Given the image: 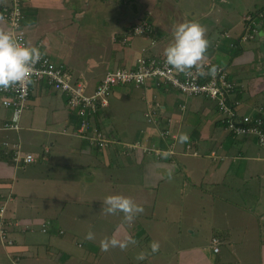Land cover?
<instances>
[{"label": "crops", "instance_id": "1", "mask_svg": "<svg viewBox=\"0 0 264 264\" xmlns=\"http://www.w3.org/2000/svg\"><path fill=\"white\" fill-rule=\"evenodd\" d=\"M252 1L24 0L23 28L28 44L33 46L42 43V51L60 63H63L62 58L66 56H76L77 49L69 53L72 51L69 44L85 47L81 59L77 60L80 67L85 69L80 70L79 76L86 79L92 89L107 70L132 66L142 48L146 53L164 55L175 26L185 21L198 20L208 29L210 47L206 61L226 69L236 85L235 97L241 102L238 114L251 115L257 109L264 108V20L257 21V32L252 40L240 43L236 48L230 44L244 33L243 18L248 13L264 8V0H259L261 3L254 7L248 5ZM6 2L0 0V5ZM130 3L133 5L129 6ZM143 12H150L149 20L154 28L150 35L126 36L129 42L125 40V43L115 39V35L121 34L132 21L139 20ZM94 21L100 22L99 31L86 33L88 26L93 28ZM3 26L6 27L5 22ZM107 26H110L109 30H106ZM224 33L229 37H224ZM148 38L155 39L156 43L150 45ZM64 45L68 48L65 49ZM93 69L92 74H89ZM30 88L29 105H34L28 110H32V117L30 123H21L19 131L1 128L3 121L10 116V109L0 105V201L10 193L8 221L20 223L27 228L23 231L15 224L14 228L9 229L13 246L4 249L0 245V264H9L10 259L17 257L15 262L18 264H108L107 254L102 255L106 252L104 245L101 246V242L95 239L103 234L105 228L110 227L112 237L120 241L131 238L147 243L164 236L165 239L168 236L171 239L186 236L189 240L185 243L190 245L186 249L192 248L196 253L181 254L179 258L190 264H247L249 259L256 261V264H264V149L257 144L253 135L238 139L229 137L213 101L185 97L164 83L155 86L152 81L143 87H121L113 91L108 106L99 109L91 120L93 125L102 129L114 141L109 144L112 145L109 149L115 151V167L111 168L97 164L101 161L95 159L93 151L102 156L100 149L92 148L74 133H68L75 129L77 117L67 108L63 94L53 91L43 82L32 83ZM150 104L158 107L159 126H167L171 132L176 133L175 141L169 143L167 140H152L158 130L153 125L144 126L143 120ZM182 105L184 109L180 108ZM38 113L39 116L44 115L42 120L35 117ZM119 122L123 124L118 126ZM59 123L63 126L61 130L57 128ZM129 124H138V132L134 136L136 138L128 134ZM53 134L65 136L56 147ZM183 134L188 136L186 142L181 141ZM38 139L42 140V145ZM119 141H140L144 146L157 149H167L173 143L174 153L157 157L153 151L144 152L138 148L124 153ZM3 142L28 144L30 148L44 146V151L36 153L46 157L52 153L49 148L51 144L54 153L45 160L38 159L32 164L15 166ZM22 144L21 149H25ZM186 144L193 147L196 156L185 153ZM45 149L48 150L47 154L44 153ZM55 150L62 156L60 161L55 160ZM189 156L193 160L184 162ZM133 162H138L142 168L132 167L133 170L129 171L134 172L132 184L136 186L133 191H129L132 197H135V191L139 193L149 190L158 197L157 201L161 197V201H168L165 197H172L171 193L176 188L180 194H184L182 200H187L202 179L204 187L213 189L210 197L221 203L223 214H220L217 226L213 224V204L211 212L202 214L201 220L207 226L194 224L189 231L182 224L171 229L173 215H161L158 228L148 230L147 222L142 219L145 216L142 217L141 213L133 221L127 222L120 212L117 218L110 214L101 218L94 215L95 209L85 213L86 209L90 210L89 207L80 210L76 206L75 203L82 201L92 202L88 199L91 188L86 185L91 180L114 181L123 187L128 186L130 177L120 172L118 167L129 166ZM80 165H84L81 171ZM73 171L77 172V176ZM206 179L210 182H205ZM73 181L77 182L76 188L71 184ZM187 182L190 186L185 184ZM45 191H48L50 197L44 195ZM217 192H225V196L220 198ZM231 195L239 196L236 197L238 201H232ZM37 197L44 202L38 201ZM50 199H62L66 203L52 212L44 204ZM70 201L74 205L68 203ZM181 206L183 208V204ZM233 206L237 208L234 212ZM91 218L100 225L96 221L92 222ZM44 221L50 224L42 231ZM93 227H99V235L93 233V239H85L89 232L92 233ZM209 229L213 233L210 238L216 237L219 240L217 252L210 245L211 239L204 236ZM82 234L83 245H80L75 239L76 235L79 239ZM223 243L226 245L225 250L221 247ZM98 244L99 247L93 246ZM95 248L97 252L93 251ZM247 249H252L254 254H249ZM251 256H256V260ZM195 257L203 262L196 263ZM117 260L119 257L110 262L116 264Z\"/></svg>", "mask_w": 264, "mask_h": 264}, {"label": "built area", "instance_id": "2", "mask_svg": "<svg viewBox=\"0 0 264 264\" xmlns=\"http://www.w3.org/2000/svg\"><path fill=\"white\" fill-rule=\"evenodd\" d=\"M24 0H7L0 5V16L5 18L6 28L10 29L14 36L21 42L27 43L26 33L23 28L25 14L23 11ZM264 16V10L257 14H249L243 18L244 33L233 40L230 44L233 48L240 43L253 37L256 32L257 18ZM153 31V25L148 19H143L141 23L136 24L127 32V36H148ZM224 37H229L227 33ZM149 39L150 45L156 43L155 39ZM126 38L121 40L125 43ZM41 43L36 47L39 48ZM44 53V52H43ZM209 75V72H213ZM42 78L48 80V83L56 90L66 94L67 105L76 110L77 126L74 135L84 140L90 147L96 149L106 148L111 140L105 132L99 127L92 124L93 115L99 110L108 106L109 96L115 87L146 86L148 81H152L155 86L162 83L173 88L187 97H200L211 100L215 103L216 109L220 114V121L225 128L233 134L253 135L257 144L264 149V108L257 109L251 115H239L238 108L240 100L235 97L236 85L229 76L226 69L212 61H205L202 71L192 69L188 74L177 71L165 62V56L154 52H142L136 57L134 64L130 67H115L105 72L100 81L92 90H88L87 81L80 76L74 79L68 68L59 62H54L47 55L42 54L39 61L34 65V72L31 76L32 81H38ZM29 84L23 86L17 85L8 90H0V105L11 110V118L2 125L4 130H19L20 119L23 109L26 107L27 96L29 95ZM184 109V105L180 106ZM147 122L157 128L158 139L165 141H175L176 133L171 132L167 126H159V120L154 116V110H150L146 115ZM123 152L141 149L144 152L153 151L157 157H162L174 153L173 143L167 149L144 146L140 141L120 142ZM8 146V143H4ZM12 151L11 160L15 166H24L37 161L39 158L45 160L46 155H39L31 151L21 149L20 143L10 145ZM189 144L185 145V149ZM48 151L45 149V152ZM196 154V152H194ZM5 203V202H4ZM3 203V204H4ZM3 205L0 207V217L2 216ZM1 224H4V220ZM48 221L42 223V231H45ZM7 228L1 229L2 236L6 233ZM4 242V241H2ZM11 244V241H7ZM214 240L213 251H218ZM15 260V259H13Z\"/></svg>", "mask_w": 264, "mask_h": 264}, {"label": "rangeland", "instance_id": "3", "mask_svg": "<svg viewBox=\"0 0 264 264\" xmlns=\"http://www.w3.org/2000/svg\"><path fill=\"white\" fill-rule=\"evenodd\" d=\"M253 1H254V3H253ZM253 1L250 2L248 5L254 7L255 4L259 5L261 3V2H259V0H253ZM125 5H127V4H125ZM132 5H133L132 3L129 4V6H132ZM256 12L257 11H254L252 13H256ZM252 13H248L247 15L252 14ZM141 17L145 18L147 16L143 12L141 14ZM149 18L150 17H148L147 19L149 22H151L149 20ZM136 21H138V19H136ZM99 26H100V22L97 23L96 21H94V24L92 26L93 28H90V26H88L86 29V33H88L89 31L98 32ZM109 29H110V26H107L106 30H109ZM26 41L28 44L27 38H26ZM126 41L129 42V39H126ZM74 43H75V41H74ZM65 44H67V43H65ZM33 46H37V44H34ZM69 46L72 47V49H71L72 51L69 53H73V50L77 49L76 50V56H74V57L66 56V57L62 58L63 65H65L66 67L69 68L70 72L73 74L72 76L77 77L80 70H82V71L85 70L83 67H80V64L77 61L79 58L81 59L83 52H84L83 49L85 47H75L74 44H69ZM64 47H65V45H64ZM66 48H68V47H65V49ZM139 55H137V56H139ZM53 61L58 62L55 60H53ZM99 69H101V66L99 67ZM86 71L89 72L88 70H86ZM93 71H94V69L91 70V73H89V74H92ZM121 87H123V86H121ZM121 87H115L113 91L116 92V91L120 90ZM126 87L129 88V85ZM132 89H134V88H132ZM88 90H91L90 87L88 88ZM112 93L113 92H111L110 96L112 95ZM30 103H31V100L29 98L28 104H30ZM33 105H34V103H33ZM32 106L30 107V105H28L29 108H32ZM155 107H156L155 104H150L149 107L145 110V115L147 112H150V110H154V116H155L158 112L157 110L154 109ZM73 113L75 114V111ZM31 117H32V110H28V108L24 109L22 114H21V123H23V122H29L30 123ZM35 117H37L38 120H42L44 118V115L39 116V113H38V115H36ZM263 119H264V116H263ZM143 120H144V126L149 125V123L147 122L146 116H144ZM141 122H143V121L141 120ZM221 122H224V119H222ZM121 124H123V123L119 122L118 126H121ZM136 126H138V124H129L128 134L130 136H132V138H136V137H134L138 132V129H136ZM57 128H58V130H61V128H63L62 123H59ZM224 128H225V126H224ZM106 130H107V128H106ZM70 132L74 133L75 129L72 131H68V133H70ZM227 132H228V136L231 137L232 139L233 138L238 139L241 137H248V135H242V134L241 135L240 134H238V135L233 134L232 135V133L229 132L228 130H227ZM31 134H33V133H31ZM52 136L55 137V139H56V142L54 143L55 147L58 145V141L65 137V136H59L57 134H53ZM77 138H75V139H77ZM52 140H54V139H52ZM152 140L155 142H158V138L156 137V135H155V138ZM43 141L48 143V141H46L45 139ZM38 142H39V144H41L42 140L38 139ZM22 147L25 148L23 150H25V151L29 150V151L34 152V153H36V151L37 152L44 151V149H43L44 146H40V145H36L35 148H30V146L28 144H24V145L22 144ZM53 147L54 146L49 144V148L51 149L52 153H50V154L46 153L48 158L50 157V155H52L54 153ZM111 147H112V145H109L108 147L101 149L100 152L102 153V156L93 151V155H94L95 159L97 161H101V162H97L98 165L105 166V167L110 166L111 168L115 167V159H114L115 151L113 149H109ZM117 148L119 149L118 146H117ZM165 148H166V146H165ZM107 149H109V150H107ZM108 152H110V154H108ZM119 152L122 154L121 149ZM194 152H196V151L193 149V147L191 145H189L188 149H185V153L190 154L192 156H196V154H194ZM54 156H55L56 161L61 160L62 156L57 154L56 150H55ZM192 156H189L188 158H186V160L184 162L192 161L193 160L191 158ZM129 159H130V157H129ZM136 163L133 162L132 164L129 163V166L118 167L120 172H122L124 174H128V176L130 177V179H128L129 180L128 186L123 187L122 185L117 184L114 181L113 182H105L104 180H96V181L91 180V182L86 184V185L90 186V188H91L89 190V198L88 199L92 200V202L91 201L86 202L87 203L86 204L84 201H82L79 203H75L76 206L80 210H84L83 208L89 207L90 210L86 209L85 213H88L90 211L93 212V210L95 209L94 215L96 217L105 218L107 215H109V214H106L102 210L104 207H106V205L103 204L105 197H107L108 195H113V194L125 195L128 197H131L133 200L135 199V203L137 204V202H138L139 203L138 205H140L143 208V212L141 213V215H142V217L145 216L142 219L147 222L146 227L148 230L152 229V228H155V229L158 228V222L161 220V215H163V216L164 215H169V216L173 215L172 224L170 226L171 229L173 227L179 225V224H182L183 228L187 231H189L194 226V224H200V225H206L207 226V224H205L201 220L203 213H204V215H207V213L211 212V210H212L214 223H213V221H210V223H213L215 225H216L217 220L219 218H221L220 214H223L222 209H221V203L217 202V199L214 200V199H212V197H210V194L213 191V189H209V188L204 187V185L202 183V179L199 181V183H201V184H199V186H197V187H194L195 188L194 193L192 195H189L187 200L186 199L182 200L184 197V194H180V191H178L176 188H174V191H172V193H171V194H173L172 197L171 196L165 197V199H168V201H161L162 197L157 201L158 197L155 196L154 194L150 193L151 191L149 192V190H146L145 192L139 191V193L135 191V194L133 193V195L135 197H132L131 196L132 194L129 191H133L136 186H135V184H132V179H134V176H133L134 172L129 173V171L133 170L132 167H135L137 169L142 168L138 162H136ZM80 166H81V169L79 171H81L84 168V165H80ZM123 170H125V171H123ZM79 171L77 169V172H79ZM73 172H75V171H73ZM77 172H75L76 176H77ZM85 172H83V173H85ZM80 174L83 175L81 172H80ZM37 175L40 177H45V175H39V174H37ZM71 176H73V173L71 174ZM121 177H123V176H121ZM205 182L209 183L210 181H209V179H206ZM207 183H205V186L207 185ZM71 184L74 186V188H76V185H77L76 181L71 182ZM185 184L190 186V184L188 182ZM9 194H7V196L3 197L0 201V207L3 205L2 209H4V212L2 211V216L0 217V220L1 219L4 220V224H1L2 221H0V241H8V240L11 241V244H8V243L2 244L0 242V245L2 246L1 248H4V249H8L9 247L13 246V239H11V237L7 238L6 237L7 233H4V236H2L1 229L3 227H6L8 230V229L14 228V225L16 224L18 227H21V229L23 231L27 229L26 227H24L20 223L8 221L9 215H7L8 214L7 208H8V204L10 203L8 201V199L10 198ZM214 194H216V193L214 192ZM217 194H219L220 198L223 197V195L225 196V192L224 193L217 192ZM44 195L47 197H50L48 191H45ZM236 197H239V196H232L231 200L237 202L238 199ZM36 199L42 203L44 202L43 199L40 197H37ZM156 201H157V203H156ZM64 203H66V201L62 200V199H60V200L50 199V200L46 201L44 204H46L47 208L50 209L52 212H55V211L59 210L63 206ZM68 203H70L71 205H74L73 201H70ZM144 203L147 205H144ZM185 203H187V204L184 205ZM182 204H183V208L181 206ZM212 204H213V206L210 210V207ZM233 207L234 208L232 209V212H234L237 209L235 206H233ZM225 208H226V205L223 207V209H225ZM204 210H205V212H204ZM194 212H195V214L192 215V213H194ZM119 214L120 213L118 212L116 214H110V215L113 216V218L114 217L117 218V216H119ZM37 215H40V214H37ZM45 220H47V219H45ZM90 220L92 222L96 221V224L100 225V223L97 220L92 219V218ZM7 221L10 223V225ZM229 221L232 224V221L231 220H229ZM141 223H144V222H141ZM49 224H50V222H49ZM221 225H222V223H221ZM141 226H142V224H141ZM67 227H69V224L67 225ZM218 227H220V226H218ZM110 228H112V227H110ZM110 228H108V229L105 228L103 234L99 235L98 234L100 231L99 227H93L92 233L99 235L98 239H95V240H98L99 242H101V246L104 245V242L106 239L115 238V239L119 240L116 237H112V233H111ZM88 229L89 228H86L85 230H88ZM137 230H140V229H137ZM215 230H217V229H215ZM147 232H150V231H147ZM212 235H213V233L209 229L207 234L204 236L207 238H210ZM76 236L78 237V235H76ZM83 236H84V234L80 235L79 239H77V237L75 239L76 242H78L80 245H83V241H82L84 238ZM210 239H211L210 245L212 244L211 246L214 245L215 239L217 240L216 245L217 246L219 245V240L216 237H212ZM133 240H135L136 243L135 244H128L129 247L127 246L124 249H121L120 247H109L106 252L102 253V255L107 254L108 264H114V263L110 262V260L115 259L116 257H119V260H117L116 264H120V262L125 263V264H166V263L167 264H190L188 261L182 260L179 257L181 256V254L185 255V253H196V251H194V249H192V248L188 249V250L186 249V247L190 246L189 244L185 243L187 240H189V238L186 236L183 238H174V239H171L169 236L166 239H165V236L163 238H159V239L156 238L155 241H158L160 243V248H159V251L155 252L153 255L151 254L153 252L151 251V248H150L152 241H148V238L146 240V241H148L147 243H145V241H140L141 239L140 240L133 239ZM99 244L93 245V246L99 247ZM205 244H207V243L205 242ZM225 246L226 245L224 243L221 245L223 250H225ZM93 251L97 252L98 249L95 248V249H93ZM247 251H249V254H254L252 249H247ZM141 253H144L146 258L144 260H137L136 257ZM251 257L256 260V256H251ZM13 259H15V258H13ZM13 259H10L9 264H18L15 262V260L18 259V257L15 260H13ZM195 262L200 263V262H203V260L198 259V257H195ZM247 264H256V261L249 259V260H247Z\"/></svg>", "mask_w": 264, "mask_h": 264}, {"label": "clouds", "instance_id": "4", "mask_svg": "<svg viewBox=\"0 0 264 264\" xmlns=\"http://www.w3.org/2000/svg\"><path fill=\"white\" fill-rule=\"evenodd\" d=\"M4 20L5 18L0 16V90H8L17 85L23 86L31 83L34 65L42 55L38 47L21 42L10 29L4 27ZM207 31V27L198 20L177 24L173 30L171 42L164 49L165 62L185 74H188L192 69L202 71L210 47ZM213 73L214 70L208 74L212 75ZM157 108L156 106L154 109ZM155 118L159 120L157 114ZM187 139V134L181 136L182 142H186ZM103 204L106 207L102 210L106 214L123 213L127 222L133 221L136 215L143 212V208L136 204L131 197L122 194L108 195ZM85 239H93V233L89 232ZM135 243V240L131 238L124 241L115 238L106 239L104 250L107 251L109 247L124 249L128 244ZM150 248L153 253L158 252L160 243L153 241ZM145 258L144 253L136 257L137 260H144Z\"/></svg>", "mask_w": 264, "mask_h": 264}, {"label": "trees", "instance_id": "5", "mask_svg": "<svg viewBox=\"0 0 264 264\" xmlns=\"http://www.w3.org/2000/svg\"><path fill=\"white\" fill-rule=\"evenodd\" d=\"M261 11H263L264 10V8H262V9H260ZM260 10L259 11H257L256 13H252V14H257V13H259L260 12ZM149 15H150V12H148L147 14H146V16L147 17H145V18H143V17H141L138 21H136V22H134V21H132L128 26H126V28L124 29V31L121 33V34H118L117 36L115 35V39H119V41H121L123 38H125L126 36H127V32L130 30V29H132V27L134 26V25H136V24H139V23H141V21L143 20V19H147L148 17H149ZM257 20L259 21V20H264V16H262L261 18H257ZM151 23V22H150ZM152 24V23H151ZM256 32H257V27H256ZM256 32H254L253 33V37L252 38H250V39H248V40H246L245 42H243V43H246V42H248V41H250V40H252L254 37H255V33ZM122 36V37H121ZM41 47H42V45H40L39 46V50H40V52L42 53V54H45V55H47L50 59H52L53 60V58H52V56L51 55H49L48 53H43V51H42V49H41ZM63 64V63H62ZM64 68H68V67H66L65 65H64ZM68 70H69V68H68ZM70 71V70H69ZM72 74V73H71ZM73 75V74H72ZM73 78L74 79H79L80 78V76H79V74H78V76L76 77H74L73 76ZM86 80V79H85ZM100 81V80H99ZM98 81V82H99ZM36 82H43V83H45L50 89H52L53 91H56V92H59V93H61V94H63L64 95V98H65V101H66V105H67V97H66V94L64 93V92H62V91H59V90H56V89H54L53 87H52V85H50L49 83H48V80L47 79H45V78H42V79H40V80H38V81H32L30 84H29V95L27 96V100H26V107L24 108V109H27V108H29L28 107V102H29V98H30V91H31V88H30V85L32 84V83H36ZM96 86V85H95ZM94 86V87H95ZM90 86H89V82H88V88H89ZM93 89V88H92ZM91 89V90H92ZM67 108L73 113L74 111H75V114H76V110L74 109V108H70L68 105H67ZM23 109V110H24ZM74 114V113H73ZM10 118H11V110H10V116H8V118H6L4 121H3V123L5 122V121H9L10 120ZM3 123H2V125H3ZM2 127V126H1ZM20 127H21V119H20ZM20 129V128H19ZM11 131H15V130H11ZM17 131H19V130H17ZM4 143L5 142H3V145H4ZM8 143V142H7ZM14 143H18V142H14ZM14 143H8V146H5L4 145V148H5V150L7 151V152H9L10 154H11V156H12V151H11V147H10V145L11 144H14ZM27 151H29V150H27ZM39 159H41V158H39ZM47 159V158H46ZM42 160V159H41ZM38 161V160H37ZM37 161H35V162H37ZM35 162H33V163H35ZM32 164V163H31ZM6 237L7 238H9L10 236H9V229L8 230H6ZM2 244H5V243H7V241H4V242H2V241H0Z\"/></svg>", "mask_w": 264, "mask_h": 264}]
</instances>
